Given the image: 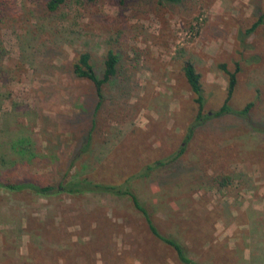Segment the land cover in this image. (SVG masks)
<instances>
[{
    "label": "rangeland",
    "instance_id": "obj_1",
    "mask_svg": "<svg viewBox=\"0 0 264 264\" xmlns=\"http://www.w3.org/2000/svg\"><path fill=\"white\" fill-rule=\"evenodd\" d=\"M48 2L0 1V182L136 174L132 187L160 232L199 264H264V24L240 34L263 1L70 0L57 12ZM110 49L119 75L96 110L94 85L72 65L90 52L101 74ZM185 59L201 72L205 97L187 144L199 106ZM236 62L230 103L253 106L246 117L217 115L229 82L220 65ZM94 120L90 150L77 156ZM223 176L231 181L220 187ZM0 264L182 263L129 196L0 185Z\"/></svg>",
    "mask_w": 264,
    "mask_h": 264
},
{
    "label": "trees",
    "instance_id": "obj_2",
    "mask_svg": "<svg viewBox=\"0 0 264 264\" xmlns=\"http://www.w3.org/2000/svg\"><path fill=\"white\" fill-rule=\"evenodd\" d=\"M1 1V0H0ZM70 0H49L48 2V10L50 12H57L60 8L68 4ZM100 0H85L87 5H93L98 3ZM122 3H125L127 0H120ZM185 0H157V4L159 7L164 6L170 3H182ZM260 6V15L256 22L245 31L240 30V34L244 35L241 37L245 39L249 34L254 32L258 26L264 24V0ZM7 53V49L3 44V41L0 36V61L3 59L5 54ZM92 55L90 52H81L77 60L72 65L73 74L84 80L90 81L95 88V101L96 106L95 109L99 110L105 99V87L109 84L113 79H115L118 73V65L120 62L119 54H117L114 50L110 49L105 57L104 68L102 73L99 74L92 64ZM221 69H223L228 75V88L227 95L225 100L217 111V115H227V114H236L241 117H246L252 106L253 102H249L242 109H234L231 105V99L236 91L238 84V73L241 70L240 63L236 62L235 69L231 70L226 63H222L220 65ZM184 74L190 84L191 90L195 95V100L198 103L199 110L196 121L190 127L188 137L185 140L187 144L189 140L192 138V135L196 129V127L202 123L204 120V106H205V97L203 94V83H202V74L198 71L195 63L191 59H185L183 64ZM208 117V115L206 116ZM97 125V121L94 120L92 123V127L87 133L85 140L77 152V156L87 153L90 150L92 133ZM186 145L181 147L180 151L177 153L174 159L179 158L185 151ZM173 159V158H172ZM167 162L164 160H159L155 163V165H164ZM149 169L153 167L148 166ZM136 178V174L128 176L123 182H102V181H93L89 178H80V179H69V180H60L57 183H41L39 181L25 179L19 181H6L0 182L1 186L8 188L9 190L21 191V190H31L35 193L50 196L59 193H69V194H84L86 192H104L111 193L118 196H129L133 202L134 207L143 215L150 231L165 244L171 246L177 254L178 259L182 264H199L197 261L192 259L185 248V246L176 240L173 237L167 236L160 232L158 227L153 221V218L148 210V208L141 203L138 198V195L134 191L132 187V180ZM231 178L227 176H223L217 179V183L220 187L225 185H229Z\"/></svg>",
    "mask_w": 264,
    "mask_h": 264
}]
</instances>
